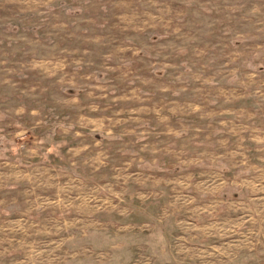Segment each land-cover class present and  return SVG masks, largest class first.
I'll use <instances>...</instances> for the list:
<instances>
[{
    "label": "crops",
    "instance_id": "1",
    "mask_svg": "<svg viewBox=\"0 0 264 264\" xmlns=\"http://www.w3.org/2000/svg\"><path fill=\"white\" fill-rule=\"evenodd\" d=\"M261 63L227 86H127L100 114L4 139L0 264H178L232 235L264 198Z\"/></svg>",
    "mask_w": 264,
    "mask_h": 264
},
{
    "label": "rangeland",
    "instance_id": "2",
    "mask_svg": "<svg viewBox=\"0 0 264 264\" xmlns=\"http://www.w3.org/2000/svg\"><path fill=\"white\" fill-rule=\"evenodd\" d=\"M257 35L264 0H0V146L47 117L100 114L127 86H227L236 65L249 79L264 60ZM241 210L232 235L176 262L264 264V198Z\"/></svg>",
    "mask_w": 264,
    "mask_h": 264
}]
</instances>
